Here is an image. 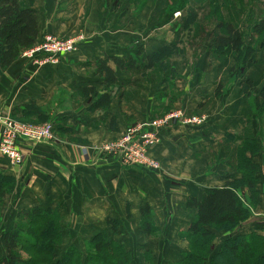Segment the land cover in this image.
<instances>
[{
  "label": "crops",
  "instance_id": "crops-1",
  "mask_svg": "<svg viewBox=\"0 0 264 264\" xmlns=\"http://www.w3.org/2000/svg\"><path fill=\"white\" fill-rule=\"evenodd\" d=\"M164 1L32 0L38 38L82 35L84 40L58 64H39L21 56L8 69L0 63V117L50 123L54 131L52 141L20 142L24 155L20 166L0 154V171L16 179L4 209L10 215L33 208L57 211L63 223L64 252L100 232L112 234L109 221L121 224L119 233L129 224L137 226L141 209L148 207L158 225L178 226V237L180 226L188 225L195 213L187 208L189 198L202 201L209 190L241 178L225 144L239 145L244 131L264 142L263 118L251 113L248 99L251 85L255 93L264 87L260 53L253 55L242 75L231 72L236 64L231 48L219 60L211 51V41L201 46L176 39L175 18L166 13ZM175 42L180 52L168 60L174 77L159 69L144 77L146 73L124 74L111 63L122 87L115 88L108 110H91L94 100L82 92L91 86L102 89L95 74L97 61L129 57L137 48L150 56ZM219 82L223 88L216 96ZM25 106L40 114L26 117ZM174 110L203 117L204 123L199 127L179 123L161 132L160 144L149 152L161 164L160 171L124 167L98 151L126 128L142 124L148 129L153 120ZM261 153L262 149L254 161L262 198L258 211L263 213Z\"/></svg>",
  "mask_w": 264,
  "mask_h": 264
},
{
  "label": "trees",
  "instance_id": "trees-1",
  "mask_svg": "<svg viewBox=\"0 0 264 264\" xmlns=\"http://www.w3.org/2000/svg\"><path fill=\"white\" fill-rule=\"evenodd\" d=\"M145 1L147 0H141V3ZM169 1L166 11L171 20L176 13H183L189 8L184 20L173 25L177 33L176 39L189 38L195 28L198 35L203 34L207 24H214L211 30L213 36L211 51L219 60H223L226 50L232 49L236 64L231 72L237 71L238 75H242L258 48L264 49V18L253 23L250 42L247 45L243 30L232 21L223 18L221 0H192L196 5L187 2L188 0ZM203 1L206 2L203 4ZM31 4L32 0H0V63L3 69H8L21 56L22 50L31 48L39 39L37 13ZM202 9H207V13L199 21V11ZM249 10L253 13L254 6L251 5ZM255 37L259 39L253 44ZM195 40L193 38V41ZM136 51L135 55L129 57H112L95 63V74L100 78L98 85L102 89L98 90L97 87L91 86L82 92L94 100L92 111L108 110L115 88L122 87L111 63L124 74L146 73L144 77L147 73L159 69L171 77L175 76V71L170 67L168 60L176 51L180 52L177 42L150 56H146L142 48H137ZM222 88L223 85L219 82L216 96L221 94ZM255 90L251 85L248 99L251 113L258 115L264 111V87L258 93H255ZM27 111H30V114H27ZM23 112L26 117L40 114L33 106L23 107ZM24 119L16 120L27 123L28 120ZM247 133L248 131H244L241 136L237 153L231 155L233 168L241 178L228 180L223 187L209 190L202 201L188 199L187 208L195 210V213L180 236L188 242L189 248L176 262L169 264H206L208 260H211L210 264H220V261L227 264L230 260H236V264H264V234L259 231L245 236L230 237L217 251L213 248L217 232L232 234L249 217V207L245 204L248 200L242 197V193L248 192L254 201L259 198L258 165L254 161L259 148L255 136ZM228 137L232 140L238 139L234 135ZM15 188L16 179L0 171V222L3 203L14 193ZM61 225L62 219L57 211L38 208L20 211L17 213L16 227L0 233L3 241V244H0V264H133L132 251L117 238L121 227L117 221L108 222L112 234L109 235L106 231L96 234L93 239L86 242L87 246L83 251L72 245L66 250L65 257L56 261L54 249L62 242ZM140 228L150 238L159 233L155 213L149 207L141 209ZM42 241H46L45 247L39 246ZM24 252L33 255L25 259L21 256ZM143 260L145 264H155L150 251L145 252Z\"/></svg>",
  "mask_w": 264,
  "mask_h": 264
},
{
  "label": "rangeland",
  "instance_id": "rangeland-1",
  "mask_svg": "<svg viewBox=\"0 0 264 264\" xmlns=\"http://www.w3.org/2000/svg\"><path fill=\"white\" fill-rule=\"evenodd\" d=\"M254 1H256V3H252ZM187 2H190L193 5H196V3L192 0H188ZM205 2L206 1H203V4ZM164 3H166V7H167L168 4L170 3V1L165 0ZM221 3H222L223 18L226 20L232 21L239 28H241L243 30L245 38H246V44L248 45L250 42L249 37L251 36V30H252L253 23L264 18V0H221ZM251 5L254 6L253 13H251L249 10ZM188 12H189V8H186L185 12H183V13L179 12L180 16L176 17L174 15L175 21L173 22V25L175 24V22L181 23L184 20V17L186 15H188ZM166 13H167V11H166ZM199 13L200 14L198 16V19H199V21H201V19H203V17L206 15L207 9H202L199 11ZM213 28H214V24H207L204 31H203V34L201 33L200 35H198V31L195 28V30H192V32L189 35V38H187L186 41L189 42L191 45L196 44V42H197L196 45H201V46L204 45V43L207 41L213 42V36L211 35V30ZM174 33H175V37L177 38V35H176L177 33L175 31H174ZM193 38H195L196 40L193 41ZM258 39H259L258 37H255L253 44H255V42ZM258 44L259 43H257V45ZM257 52L260 53V55H261L259 63L263 64V66H264V49L258 48ZM35 57L36 56H34L33 58H29V57H21V58L33 60L34 62H36ZM263 110H264V108H263ZM258 115L261 118H263L262 120L264 122V111L262 113H259ZM13 119H15V118H13ZM17 121H19V120H17ZM19 122H21V121H19ZM22 123H25V122H22ZM26 124H32V123H26ZM34 125H40V124H34ZM250 133L251 132L248 131L247 134L250 135ZM53 135H54V133H53ZM255 138H256L258 148H259V152L257 154H259L261 149H262L261 155L263 157L262 159L264 160V142L262 141L260 144L256 136H255ZM27 141H29V140H27ZM20 142L18 143V147H19ZM45 142H47V141H45ZM238 146L239 145H235V144H233V145L225 144L227 156L231 158V155L233 153H235V152L237 153ZM19 149H20V147H19ZM260 174L262 175V177H264V169H262ZM257 178L259 181L258 174H257ZM258 193H259V198L257 199V201H254L249 196L248 192L244 191L242 193V197L246 198L248 200L247 203L245 202V204L249 207L250 215L247 218L246 222L243 223L241 225V227L238 230H235L232 234H225L223 232H217V237L213 241V248L216 251L221 247L222 243L230 237L245 236V235H249L250 233H252L254 231H259V232H262L264 234V227L260 226V225H264V212L261 213L258 211L261 204H262V198L260 197L259 191H258ZM190 216H191V214H190ZM155 217H156V215H155ZM16 218H17L16 214L10 215L9 211L6 212V209H4V203H3V206L1 208L0 233L3 232L4 230H8V227L12 228V229L15 228L16 227ZM190 218H193V217H190ZM156 223H157V227L159 229V233L157 232L156 236L153 238L148 237L147 235H145L142 232V230L140 228L141 218H140L137 226L135 224L133 226L131 224H129V227L127 226V229L125 228L124 232L119 233V236L117 237L118 240L125 243L126 246L128 247V249L131 250L133 253V258H134L133 264H145V262L143 260V256H144L145 252H148V251H150V253H152V257L155 260V264L174 263L181 257L182 253L184 251H187V249L189 248L188 242L183 240V238H181V236H180V234L182 235L183 231L186 229V227L188 225H183V227L180 226L181 231L179 230L180 233L178 234V237H177L176 232H177L178 226L170 224V222L169 223L168 222L163 223L160 226V225H158L157 217H156ZM61 226L63 228V223ZM248 226L252 227V229L249 231L247 228ZM26 228H27V226H26ZM30 230H31V228H30ZM246 230L249 233L244 234L243 232H247ZM178 238H179V240H178ZM87 241H90V240L84 241L83 245H82V242H80V244H78V246H80V247H78V246L77 247L83 251L84 248H86V246H87L86 245ZM0 244H3L1 236H0ZM45 244H46V241H42L39 243V246L42 245L45 247ZM63 245H64L63 242H60L59 245L54 249L56 261L63 259L66 255V251L64 252ZM73 246H76V245H73ZM32 255L33 254L28 255L25 252L21 254V256L25 259H29L30 256L32 257ZM210 261L208 260V262L206 264H210ZM231 263L236 264L237 261L236 260H234V261L230 260V262H228L227 264H231ZM220 264H223V262L220 261Z\"/></svg>",
  "mask_w": 264,
  "mask_h": 264
},
{
  "label": "built area",
  "instance_id": "built-area-1",
  "mask_svg": "<svg viewBox=\"0 0 264 264\" xmlns=\"http://www.w3.org/2000/svg\"><path fill=\"white\" fill-rule=\"evenodd\" d=\"M176 13L175 16H179ZM84 36L59 37L45 34L34 46L22 50L21 57L33 58L39 64H58L63 56L76 52ZM202 126L203 117H188L182 110H174L164 117L153 120L148 129L142 124L126 128L118 137L97 149L99 152L116 159L124 167H142L160 171L161 164L149 156V152L161 142V132L172 125ZM0 154L7 157L13 165L20 166L24 155L18 147L22 140L34 142L52 141L53 126L50 123L34 125L19 122L11 116L0 118Z\"/></svg>",
  "mask_w": 264,
  "mask_h": 264
}]
</instances>
